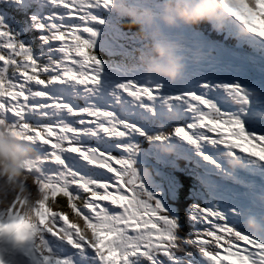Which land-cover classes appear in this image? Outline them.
<instances>
[{"label": "snow or ice", "instance_id": "snow-or-ice-1", "mask_svg": "<svg viewBox=\"0 0 264 264\" xmlns=\"http://www.w3.org/2000/svg\"><path fill=\"white\" fill-rule=\"evenodd\" d=\"M46 3L28 42L0 14V132L35 153L0 175V264H264V0H206L212 22L175 32L176 81L144 73L122 24L101 59L115 0ZM180 157L186 175L164 167Z\"/></svg>", "mask_w": 264, "mask_h": 264}, {"label": "clouds", "instance_id": "clouds-1", "mask_svg": "<svg viewBox=\"0 0 264 264\" xmlns=\"http://www.w3.org/2000/svg\"><path fill=\"white\" fill-rule=\"evenodd\" d=\"M206 0H115L113 11L136 37L132 56L152 79L176 81L185 70L181 41L175 32L181 26L212 22L203 9ZM156 5H159L157 7ZM35 155L32 147L8 132H0V175L21 176L25 162ZM256 226L255 218L247 221Z\"/></svg>", "mask_w": 264, "mask_h": 264}, {"label": "rangeland", "instance_id": "rangeland-1", "mask_svg": "<svg viewBox=\"0 0 264 264\" xmlns=\"http://www.w3.org/2000/svg\"><path fill=\"white\" fill-rule=\"evenodd\" d=\"M4 0H0V14H3L5 16V19H8V20H11L10 19V16L12 14H10L9 11H7V7H6V3L2 2ZM100 15L103 17L104 19V23H97L100 25V27H95L96 30H97V36H96V48L99 49L100 51H104V52H107V53H112V49L113 47H117L118 44L115 43L113 41V34L115 30H117L118 26L117 25H114V24H111L109 23L111 20H117L118 19V13L115 15V14H112L111 12H102L100 13ZM253 24H257L260 25L259 27L264 30V20H260V17L259 16H255V15H252L249 17ZM20 23L17 21V20H13L11 21V26L13 28H15L17 31H21V34L25 33L26 31L29 30L28 27L24 26L23 30H21V28L18 26ZM258 27V26H257ZM116 32V31H115ZM116 36V35H115ZM127 37H129L127 34H126ZM135 38V37H134ZM23 40H25L26 42H28V40L22 38ZM133 40V39H132ZM154 184L155 185H159L158 188H156V191L159 192L160 196L163 195V191L160 187V185L162 184L161 181H154ZM164 190V189H163ZM162 199L164 197H161Z\"/></svg>", "mask_w": 264, "mask_h": 264}, {"label": "trees", "instance_id": "trees-1", "mask_svg": "<svg viewBox=\"0 0 264 264\" xmlns=\"http://www.w3.org/2000/svg\"><path fill=\"white\" fill-rule=\"evenodd\" d=\"M8 1H12L13 2V4L15 5V0H7V2ZM32 2H33V0H24V7L25 8H23V9H25V11H20L19 13L18 12H16V11H14L13 9H12V7L13 6H6L10 11H14L13 13H12V15L10 16V19L11 20H15L16 18L18 19V20H21V19H24L25 17L26 18H28L29 17V14H31L32 16H33V14L34 15H42V14H45V10H48V9H46L45 7H47L48 5H47V3H46V0H40V11H37L34 7H32ZM4 3H6V2H4ZM18 7H20V6H18ZM49 11V10H48ZM29 13V14H28ZM112 14H117L116 12H114V11H112L111 12ZM27 14V15H26ZM26 15V16H25ZM118 17V19L116 20L117 22H118V24L119 25H123V28H125L126 26H125V20L122 18V17H120L119 15L117 16ZM27 27V26H26ZM31 27H32V29H33V31L34 32H36L37 33V30L32 26V23H31ZM127 29V28H126ZM125 29V30H126ZM127 34V33H126ZM125 34V35H126ZM133 35H134V33H132ZM128 36H129V34H127ZM31 37H32V35H31ZM37 38H39V35L37 34ZM186 160V162H187V164H189V160H187V159H185Z\"/></svg>", "mask_w": 264, "mask_h": 264}, {"label": "bare ground", "instance_id": "bare-ground-1", "mask_svg": "<svg viewBox=\"0 0 264 264\" xmlns=\"http://www.w3.org/2000/svg\"><path fill=\"white\" fill-rule=\"evenodd\" d=\"M34 15V14H33ZM185 159V158H184ZM190 163V162H189Z\"/></svg>", "mask_w": 264, "mask_h": 264}]
</instances>
